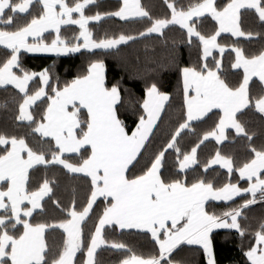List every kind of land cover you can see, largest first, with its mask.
<instances>
[{
  "label": "snow or ice",
  "instance_id": "obj_1",
  "mask_svg": "<svg viewBox=\"0 0 264 264\" xmlns=\"http://www.w3.org/2000/svg\"><path fill=\"white\" fill-rule=\"evenodd\" d=\"M163 4L165 15L154 16L141 0H120L114 11L94 14L90 9L96 0H0V46L6 50L0 58V86L18 90L15 120L26 122L28 128L19 136L0 132V264H99L96 253L102 245L122 254L118 264H180L172 253L181 244L198 245L207 264H216L210 239L214 229H230L239 235L245 264H264V219L254 228L241 223L242 210L264 202V144L256 147L253 134L237 118L242 110L250 109L264 118V47L247 53L238 39L251 41L261 34L245 31L242 16L251 13L264 26V0H226L222 5L215 0H163ZM102 17L138 20L142 27L135 34L95 38L89 23ZM209 17L214 25L206 31ZM69 25L78 31L71 38L62 37V26ZM172 26H178L181 42L195 47L198 56L195 63L177 67L181 120L166 142L146 157L161 111L170 100V94L160 91L156 83L145 85L142 111L129 132L117 110L120 86L106 85L102 59L91 60L86 71L62 84L48 68L32 71L19 60L21 50L66 54L81 49L113 50L153 34L163 39ZM44 33L55 36L49 42ZM222 33L235 39L221 43ZM226 51L231 69L242 70L235 84L222 78ZM253 78L259 82L258 92L250 84ZM30 82L36 86L30 89ZM33 106L38 110L30 111ZM214 110L218 116L214 127L203 131L190 151H182L183 133L195 134L192 122L202 121ZM229 128L247 139L248 158L237 165L232 156L217 149L206 162H200V145L210 138L220 145ZM170 152L178 171L165 175L164 158ZM196 164L201 175L189 180L186 170ZM213 165L226 170L227 181L218 185L205 178ZM36 166H43L45 176L30 185L29 170L35 171ZM56 167L87 178L90 192L84 199L78 202L73 197L68 205L52 199L55 181L47 177V170ZM233 172L246 180L247 187L232 182ZM45 197L65 214L63 218L34 222V213L45 211ZM234 197L242 203L220 212L210 211L206 203H234ZM98 198H103V206L93 218ZM89 220L92 223L86 232ZM106 227L120 234L138 230L150 238L151 252L138 254L125 242L107 239ZM56 229L63 230V243L52 252L45 233ZM78 253L81 257L76 260Z\"/></svg>",
  "mask_w": 264,
  "mask_h": 264
},
{
  "label": "trees",
  "instance_id": "obj_2",
  "mask_svg": "<svg viewBox=\"0 0 264 264\" xmlns=\"http://www.w3.org/2000/svg\"><path fill=\"white\" fill-rule=\"evenodd\" d=\"M179 2L187 3V0H179ZM218 5H222L226 0H215ZM141 3L154 15L163 16L166 12V6L163 0H141ZM119 5L118 0H96V5L90 9L94 14L96 11L111 12ZM243 11V10H242ZM21 23L23 20L20 21ZM214 21L209 17L208 28L206 31L212 30ZM15 27V25H13ZM90 30L93 31L95 38H100L105 35L120 34L121 32L127 34H135L136 31L142 27L138 20L121 21L116 17H103L100 21L89 24ZM242 27L245 31L251 30L253 32L261 33L254 37L251 41L244 38H238L240 45L247 53L260 50L264 47V26H261L251 13H245L242 16ZM76 27L62 28V37L71 38L74 32H77ZM55 36L48 34L44 35L46 41H49ZM221 43L231 42L232 38L229 34H221L218 37ZM182 33L178 26H172L165 30L163 39L153 34L151 37L138 39L135 42H128L122 44L113 50L102 51H81L77 54L66 57H48V56H31L24 53L19 54L20 64L29 70L39 72L44 68H48L52 73L53 79L59 78L61 84L64 81L71 80L74 76L86 71L87 65L91 60L102 59L105 64V83L111 87L113 83H118L121 92V101L117 105L118 115L124 121L127 130L130 132L135 127V122L142 109L144 88L146 84L156 83L160 91L170 94V100L164 107L162 115L158 121L154 134L151 137V143L148 144L144 156H148L158 147L166 142V137L173 130L174 126L181 120L182 117V96L178 94V80L179 73L178 66H185L195 63L198 52L195 47L189 48L185 43L181 42ZM175 41V44H173ZM5 49L0 48V58H3ZM218 55L217 53H215ZM219 56V55H218ZM211 58H209L210 60ZM222 78L230 84H235L242 78V70L231 69L228 62L227 51L223 57V71ZM38 81V77L36 78ZM253 91L258 92L259 82L253 79L250 82ZM36 84L30 82V89L34 88ZM19 94L11 87L0 86V132H6L15 135H24L28 132L26 122H19L15 120L18 114ZM39 104V102H37ZM38 110L33 106L30 111ZM237 118L244 124L248 132L253 134L252 143L256 147L264 144V118H262L254 110H242L237 114ZM218 120V116L210 113L207 118L192 124L195 129V134L185 131L180 138V147L182 151L191 149L197 143V138L203 131L210 130L214 127V122ZM226 141L217 145L214 140H208L200 145L198 149V160L206 162L207 159L215 153L217 149L222 155L232 156L235 163L238 165L248 158V141L246 138L237 137L232 130L226 132ZM27 142L32 145L34 143L31 136L27 137ZM143 163V157L141 158ZM163 172L168 175L169 172L178 171L175 165V155L170 152L164 158ZM30 171V185L36 184L37 181L42 182L45 176V169L43 166H37L36 170ZM135 171V169H133ZM187 171L188 179L191 180L195 176L201 175V167L199 164L193 165ZM183 175V174H182ZM47 177L54 180L52 199H57L62 205L71 203L73 197L79 202L86 197L90 192V183L86 177L75 175L67 172L61 167L50 168L47 170ZM206 179L215 181L218 185L228 180L226 170L219 167H211L206 173ZM231 180L233 183L239 182L240 187H247V182L242 181L238 177V173L233 172ZM245 196V194H242ZM245 198H251L245 196ZM233 202H208L210 211L220 212L226 207H234L242 203L240 197L233 199ZM45 211L39 213V210L34 213L33 220L48 221L59 220L65 215L51 203L48 197L43 201ZM103 206V199H99L94 205L91 213L95 218V214ZM243 216L241 223L244 226H257L261 219H264V202L258 201L256 204L249 206L242 210ZM247 217L245 220L243 217ZM92 221L89 220L85 226L87 232L88 227L91 226ZM104 235L107 239L122 241L127 243L138 254H149L152 250V243L150 238L139 234L138 231L127 230L124 234L113 231L111 228L104 230ZM210 239L213 243V255L216 264H245L246 258L243 256L240 245L241 238L239 235L230 229H218L211 233ZM46 244L52 252L57 251L62 247L63 231L61 229L47 230L45 233ZM243 243H248V236L245 235ZM81 254L78 253L76 260H79ZM122 258V254L114 250L108 249L102 245L98 248L96 253V260L99 264H118V260ZM172 258L179 261L180 264H207L203 250L197 245L182 244L177 247L172 253Z\"/></svg>",
  "mask_w": 264,
  "mask_h": 264
},
{
  "label": "crops",
  "instance_id": "obj_3",
  "mask_svg": "<svg viewBox=\"0 0 264 264\" xmlns=\"http://www.w3.org/2000/svg\"><path fill=\"white\" fill-rule=\"evenodd\" d=\"M119 2H120V0H118ZM103 18V17H102ZM117 19H119L118 17H116ZM120 20V19H119ZM95 22H98V21H90V23H95ZM89 23V24H90ZM66 27H76V26H74V25H69V26H62V28H66ZM77 28V27H76ZM46 34H48V33H44L43 35H46ZM222 34H227V33H222ZM230 35V34H229ZM31 39V38H30ZM122 45V44H121ZM118 46H120V45H118ZM117 46V47H118ZM0 48H3V46H0ZM81 51H88V50H85V49H81ZM80 51V52H81ZM92 51H102V50H98V49H93ZM92 51H90V52H92ZM104 51V50H103ZM20 53H24V54H27V55H31V56H48V57H66V56H69V55H73V54H77V53H79V52H77V53H66V54H58V53H48V52H33V53H29V52H25V51H23V50H21V52ZM218 55H220L219 53H217ZM253 79H256V78H253ZM8 87H11V88H13L14 90H16L13 86H11V85H7ZM2 87H5V86H2ZM17 92H18V90H16ZM167 104V101L165 102V105ZM163 110H164V108L162 109V111H161V115H162V112H163ZM215 111V110H214ZM161 117V116H160ZM160 119V118H159ZM159 119H158V121H159ZM195 122H198V121H194V122H192V124L193 123H195ZM228 130H232L233 131V133L236 135V133H235V131L233 130V129H226L225 130V136H226V132L228 131ZM237 136V135H236ZM226 139H227V137L224 139V140H222L221 141V143L222 142H224V141H226ZM209 140H214V139H209ZM215 141V140H214ZM37 167V166H36ZM212 167H219V165H213ZM220 168V167H219ZM31 170V169H30ZM225 170V169H224ZM67 171V170H66ZM71 174H75V175H80V176H83V174H78V173H71ZM238 177H239V175H238ZM242 181H246V180H242ZM242 195V194H241ZM235 198H237V197H234L233 199H235ZM99 199H103V198H98V200ZM209 202H214V203H219V202H224V201H209ZM206 203H208V202H206ZM38 211V210H37ZM107 228V227H106ZM62 230V229H61ZM215 230H218V229H214L213 231H215ZM63 231V230H62ZM133 231H138V230H133ZM210 237H211V234H210ZM182 245V244H181ZM187 245V244H186ZM198 246V245H197ZM98 250V249H97Z\"/></svg>",
  "mask_w": 264,
  "mask_h": 264
},
{
  "label": "rangeland",
  "instance_id": "obj_4",
  "mask_svg": "<svg viewBox=\"0 0 264 264\" xmlns=\"http://www.w3.org/2000/svg\"><path fill=\"white\" fill-rule=\"evenodd\" d=\"M192 166H193V165H192ZM192 166H191V167H192Z\"/></svg>",
  "mask_w": 264,
  "mask_h": 264
}]
</instances>
